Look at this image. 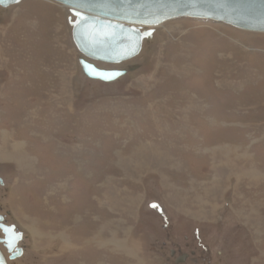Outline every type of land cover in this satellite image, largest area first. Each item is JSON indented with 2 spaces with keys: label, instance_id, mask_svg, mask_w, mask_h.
<instances>
[{
  "label": "rangeland",
  "instance_id": "374dc122",
  "mask_svg": "<svg viewBox=\"0 0 264 264\" xmlns=\"http://www.w3.org/2000/svg\"><path fill=\"white\" fill-rule=\"evenodd\" d=\"M71 16L0 7V215L24 250L9 264H264V33L142 28L138 56L96 62L128 70L104 82Z\"/></svg>",
  "mask_w": 264,
  "mask_h": 264
},
{
  "label": "water",
  "instance_id": "95a60500",
  "mask_svg": "<svg viewBox=\"0 0 264 264\" xmlns=\"http://www.w3.org/2000/svg\"><path fill=\"white\" fill-rule=\"evenodd\" d=\"M66 6L72 14V39L82 53L79 63L89 78L104 82L120 79L127 69H104L95 62L121 64L138 56L152 30L168 22L189 18L223 23L235 29L264 33V0H49ZM21 0H0V7ZM73 18V20H72ZM110 77L106 79L105 77ZM2 182V181H1ZM0 216V264L23 255V233L4 224ZM9 260V261H8Z\"/></svg>",
  "mask_w": 264,
  "mask_h": 264
},
{
  "label": "bare ground",
  "instance_id": "6f19581e",
  "mask_svg": "<svg viewBox=\"0 0 264 264\" xmlns=\"http://www.w3.org/2000/svg\"><path fill=\"white\" fill-rule=\"evenodd\" d=\"M96 63V62H95ZM3 133H5V132H3ZM6 136V135H5ZM4 137V136H3ZM8 138V137H7ZM4 139V138H3ZM19 145V143H14L13 144V147L14 148H12V150H14V152H15V154L14 155H16L17 154V152H20V148H21V146H18ZM3 156V155H2ZM2 156H1V158H2ZM8 158H11V157H9V156H7ZM17 160V159H16ZM22 160V159H21ZM23 162V161H22ZM145 162V161H144ZM62 235V234H61Z\"/></svg>",
  "mask_w": 264,
  "mask_h": 264
},
{
  "label": "flooded vegetation",
  "instance_id": "af4514ba",
  "mask_svg": "<svg viewBox=\"0 0 264 264\" xmlns=\"http://www.w3.org/2000/svg\"><path fill=\"white\" fill-rule=\"evenodd\" d=\"M0 216H2V215H0ZM3 218H4L3 223H4V224H7V223H6V219H5V217H3ZM7 225H8V224H7ZM0 235H1V237H2L1 232H0ZM0 246H2L1 248L3 249V247H4L3 244H0ZM4 248H5V247H4ZM5 249H6V248H5ZM3 250H4V249H3ZM6 251H7V250H6ZM7 253H8V252H7ZM174 253H175V252L173 251V252H172V255H173ZM8 255H9V253H8ZM183 258L186 259V258H187V255H183V257L180 256V259H181V260H182Z\"/></svg>",
  "mask_w": 264,
  "mask_h": 264
},
{
  "label": "snow or ice",
  "instance_id": "6c2138e0",
  "mask_svg": "<svg viewBox=\"0 0 264 264\" xmlns=\"http://www.w3.org/2000/svg\"><path fill=\"white\" fill-rule=\"evenodd\" d=\"M105 78L108 79V78H110V77H107V76H106ZM153 206L155 207V205H153Z\"/></svg>",
  "mask_w": 264,
  "mask_h": 264
}]
</instances>
